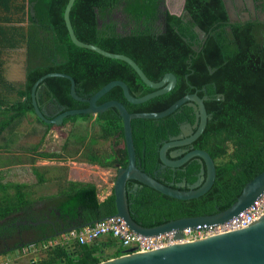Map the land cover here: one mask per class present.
<instances>
[{
  "label": "trees",
  "instance_id": "obj_1",
  "mask_svg": "<svg viewBox=\"0 0 264 264\" xmlns=\"http://www.w3.org/2000/svg\"><path fill=\"white\" fill-rule=\"evenodd\" d=\"M67 3L0 0V110L4 108L0 138L18 127L28 113L47 128L54 126L36 114L31 95L35 82L48 72L72 75L78 94L85 97L113 79L124 80L136 96L154 90L128 62L74 43L64 19ZM71 20L81 40L131 56L151 79L158 81L167 72L178 77L172 90L142 103L130 102L121 86L113 87L98 103L117 99L130 112L160 111L188 93L209 96L205 104L212 117L204 132L183 148H201L212 155L217 167L214 185L200 197L178 199L140 182L131 191L130 185L137 181L130 180L127 195L135 220L154 226L228 208L245 184L264 170V23L252 19L232 22L223 0H186L180 15L168 9L166 0H75ZM196 25L206 31L205 41L195 30ZM23 47L27 48V80L13 82L5 74V65L11 50ZM39 88L45 107L52 104L72 109L89 105L71 95V80L67 77H47ZM219 93L224 99L217 98ZM195 120V110L187 103L160 119L134 118L140 167L163 183L173 182L174 187L186 180L183 189H188L199 176L198 158L179 167L161 168L160 149L181 132L183 123L194 124ZM79 121L83 122L84 132L76 133L81 135L76 138L72 134L60 152L40 155L64 159L66 154H83L85 161L101 167L126 166L124 122L116 107L97 114L71 115L62 125ZM100 140L109 141V148L96 149ZM53 180L57 190L38 198H30L26 183L5 184L0 180V222L23 213L32 221L48 216L51 219L23 225L20 232L15 225L4 229L0 224V254L46 242L67 227L116 214L114 189L101 200L95 182L64 180L58 175ZM126 252L122 242L110 234L93 243L51 246L31 264H95Z\"/></svg>",
  "mask_w": 264,
  "mask_h": 264
},
{
  "label": "water",
  "instance_id": "obj_2",
  "mask_svg": "<svg viewBox=\"0 0 264 264\" xmlns=\"http://www.w3.org/2000/svg\"><path fill=\"white\" fill-rule=\"evenodd\" d=\"M231 21H246L250 19V14L244 15L236 13L234 0H223ZM243 2V0L241 1ZM75 0H68L64 12V19L72 41L84 48L94 50L110 58L122 59L128 62L140 75V77L154 90L142 96L134 95L129 85L121 79H113L103 85L90 97L81 96L76 90L75 78L64 72H48L41 76L32 87V103L36 114L47 123L61 125L64 119L71 115L101 113L111 107H116L124 122V146L128 153V162L126 166H121L117 170L114 181V194L117 207V215L122 216L130 228L144 236H159L167 233H174L176 239L182 237L181 230L185 228L205 227L215 223L225 222L247 209L256 198L264 193V170L249 180L238 198L226 209L220 210L214 214H202L183 216L170 219L154 226H145L133 217L130 208L127 183L130 180H136L139 184L149 185L156 190L178 199H192L206 194L214 185L217 177L216 162L212 155L205 149L201 148H183L191 144L205 130L208 119L212 117L208 113L205 100L209 99L208 95L200 96L197 92L188 93L175 101L168 108L160 111H141L130 112L127 106L120 100L110 99L103 103H98L99 99L104 96L115 86H121L125 97L133 103H142L153 97L164 94L172 90L178 82V77L173 72H167L163 77L156 81L151 79L139 63L131 56L125 53L109 51L97 44L81 40L73 27L71 20V9ZM31 13L35 15L32 8ZM202 40L207 38L206 31L199 25L195 26ZM213 70H211L212 72ZM50 76H63L71 80V95L80 101H87L89 105L83 108L67 109L61 106L56 113L48 111L47 107L41 103L40 84ZM205 89V88H204ZM218 99H224V94L219 93ZM184 103L192 106L196 113L194 124L185 122L181 125V132L166 141L160 149V158L162 161L161 168L171 166L173 168L184 165L188 160L197 157L201 163V169L198 179L188 185L186 180L176 183L166 184L158 180L153 175L144 171L138 162L136 147L133 136L132 120L134 118H153L160 119L175 112ZM178 147L172 151L171 148ZM157 173V172H156ZM139 186V185H138ZM106 217V216H105ZM102 217V218H105ZM99 218V219H102ZM92 220L82 225L67 227L57 234L70 231L86 224L94 223L99 220ZM42 220L26 221L24 223L38 224ZM135 248L127 249L123 255L105 259L95 264H264V215L251 223L250 225L230 231L222 232L205 238L175 242L154 250L143 252H132Z\"/></svg>",
  "mask_w": 264,
  "mask_h": 264
},
{
  "label": "crops",
  "instance_id": "obj_3",
  "mask_svg": "<svg viewBox=\"0 0 264 264\" xmlns=\"http://www.w3.org/2000/svg\"><path fill=\"white\" fill-rule=\"evenodd\" d=\"M185 3H186V0H166V4H167L168 9L172 13L178 14V15L184 13ZM27 67H28V64H27V48L23 47V48L11 50V52L8 56V61L5 65V74H6L7 78L13 82H20V83L26 82V80H27ZM3 110H4V108L0 110V122H1V120H3V116H2ZM24 120H28L29 128H27V127L22 128V124H23ZM53 132H54V128H47L44 124L38 122V120H36V118L33 117L31 113H28L21 120L18 127L14 128L12 131H7L6 136H4L5 138H0V148L4 149V150L1 149L0 151H3L2 153H4V154H10V155L14 156L12 159L17 161V163L12 164V167L14 168V171L11 172V174H10V175H12L11 176L12 178H16L17 174L18 175L22 174L24 171H30L31 173L34 174L33 175L34 177H35V174L37 175L38 182H42V184H45V185H46V183H49V185H50V183L53 184L55 181L53 179L57 175L60 176L64 180L66 178L73 180L71 177L72 173L71 174L69 173L68 177L66 176L68 167L64 166L66 164V161H64V160H66L67 158H69V159L74 158V157H72V156H74L73 153L72 154H66V158H64V159L46 158V157H43L40 155L41 152L51 153V152H60L62 150V146L64 145L65 141L63 142L61 149H53L51 147L50 142H52V137H53L52 133ZM8 133H10L11 136L8 135ZM25 134L27 136L31 135L32 138H35L36 142L34 144L32 143V145L31 144L25 145L23 143H19V141H17V140L20 139V137L24 136ZM54 135L57 136V134H54ZM24 151H26V152H24ZM24 154H26V156L29 157L28 163H26L23 160ZM77 155L78 154H75L76 157H77ZM9 159H11V158H9V156H8V158L4 157V159L2 160V165H0V167H2V169H3L1 171L8 169L9 165H11L10 162H8V161H10ZM71 163L72 164L76 163V161L72 159V160L67 162L68 165H70ZM76 164H79V163H76ZM81 164L85 165L87 167H101L98 164H93V163H90L87 161H85ZM75 166L76 165H70V172H73L75 170ZM63 167H67V170H64ZM40 171H42V173H43V175H41V176L38 173ZM61 172H64V173L60 174ZM8 179H10L9 173H8V175H6V177H0L1 182L5 183V184H7V183H26V184H28V182L26 180H24L23 178H19V179L23 180L21 182H15V181L14 182H4V180H8ZM32 180H33V178H32ZM84 182H89V181H84ZM0 195H1V190H0ZM103 199H101V200H103ZM44 221L46 222L48 220H44ZM59 235H57V236H59ZM23 248H25V247H23ZM110 251L111 250L107 251V253L109 254ZM39 252H40L39 250L33 252L35 255L30 258L32 260V262L35 260H38L37 258L40 255ZM44 254L45 253H43V255H41L40 258H42L44 256Z\"/></svg>",
  "mask_w": 264,
  "mask_h": 264
},
{
  "label": "built area",
  "instance_id": "obj_4",
  "mask_svg": "<svg viewBox=\"0 0 264 264\" xmlns=\"http://www.w3.org/2000/svg\"><path fill=\"white\" fill-rule=\"evenodd\" d=\"M263 215L264 193L256 198L247 209L243 210L232 219L225 222L207 225L203 228H185L181 230L182 237L176 239L174 233L150 237L144 236L133 231L122 216L113 214L99 219L94 223L86 224L67 231L46 242H42L41 247L47 249L54 245L69 246L74 244L76 241H79L80 243H93L97 239L111 234L112 236L118 238L125 248H135L132 252H143L154 250L175 242L196 240L233 229L246 227L260 219ZM37 245L39 244L32 243L25 248L35 252L40 250V247ZM11 261L12 260L5 258L3 254H0V264H11Z\"/></svg>",
  "mask_w": 264,
  "mask_h": 264
},
{
  "label": "rangeland",
  "instance_id": "obj_5",
  "mask_svg": "<svg viewBox=\"0 0 264 264\" xmlns=\"http://www.w3.org/2000/svg\"><path fill=\"white\" fill-rule=\"evenodd\" d=\"M235 9H236V13L240 12V8H237V5H235ZM246 13V12H245ZM245 13H242V15H244ZM32 116L34 117V114H32ZM80 120V119H79ZM83 122H68L65 125H54L52 128H54V132L52 133L53 137H52V142H50L51 147L53 149H61V146L63 144L64 141H66L67 139L72 137V134L74 135V137H78V134L76 132H84L83 129ZM29 128V122L28 120H24L23 124H22V128ZM82 127V128H81ZM82 129V130H80ZM54 134H57V136H55ZM78 134V135H77ZM17 141H19V143H23L25 145L34 144L36 142L35 138H32L31 135H24L21 136L20 139H18ZM18 143V144H19ZM110 143L109 141H104V140H100L94 147L96 149H102V148H109ZM82 148V147H81ZM3 148H0V150ZM4 150V149H3ZM7 151V150H6ZM87 151V149H86ZM3 151H0V165H2V160L4 159V157L9 156V158H13L14 156L10 155V154H4L2 153ZM26 152V151H24ZM74 158H72L73 160L76 161V163H71L70 165H76L75 166V170L73 172H70V165L67 164L68 161L72 160L67 158L66 160V164L64 166L68 167L67 170V174L66 176L68 177L69 173L71 174V177L73 180H78V181H89V182H95L98 185L99 188V197L101 199L105 198L107 195H109L112 191V188L114 186V181L117 175V168L111 167V168H103V167H87L85 165H82L81 163L85 162V156L83 154H78L77 157L75 156V154H73ZM9 159L10 164L8 169L3 170L2 167H0V177H6V175H8L9 173V178L8 180H4V182H21L23 180L19 179V178H23L24 180H26L28 182V190H29V196L30 198H38L39 196L45 195V194H52L57 190V187L50 183H46L42 184V182H38L37 179V175L35 174V177L33 176L34 174L31 173L30 171H24L22 174H17L16 178H12L10 175L11 172L14 171V168L12 167V164L17 163L16 160L14 159ZM23 160L28 163L29 157L26 156V154H24ZM39 175H43L42 171L38 172ZM64 172H61L60 174H63ZM53 174V173H52ZM8 177V176H7ZM33 178V180H32ZM13 179V180H12ZM39 184V185H38ZM12 192H14L13 189H11ZM18 217V216H17ZM17 219V218H16ZM105 236L102 237V239ZM52 238H50L49 240H51ZM40 243L39 245H37L38 247H40V255L38 256L37 259H39L41 257V255H43V253H45L46 249L41 247ZM26 249V248H25ZM16 249V250H12L10 251L8 254H3L5 258L12 260L11 264H31L32 260L30 259L32 256H34L35 254L32 252V250H28V249Z\"/></svg>",
  "mask_w": 264,
  "mask_h": 264
},
{
  "label": "flooded vegetation",
  "instance_id": "obj_6",
  "mask_svg": "<svg viewBox=\"0 0 264 264\" xmlns=\"http://www.w3.org/2000/svg\"><path fill=\"white\" fill-rule=\"evenodd\" d=\"M235 5H237V8H240L239 15H242V13L248 12L250 14V19L260 21L264 23V0H243V2H240L242 0H234ZM247 19V20H250ZM48 111L51 113H56L59 108L55 107L54 105L50 104L49 107H47ZM138 182H134L133 185H130V190L135 191L138 188ZM42 222L44 220H48L46 222L51 221L50 217L48 216L46 219H40ZM26 221H30L28 219V214L23 213L20 214L17 219L16 218H8L7 220H3L0 222V224L4 227V229H7L8 227H12L13 225L16 226L17 230L20 232L21 226L26 225L28 223H24ZM18 238L23 239L21 235H18ZM9 241L5 240V242Z\"/></svg>",
  "mask_w": 264,
  "mask_h": 264
}]
</instances>
